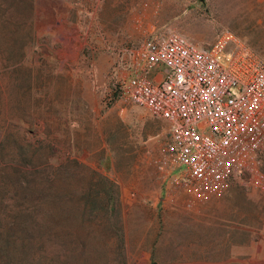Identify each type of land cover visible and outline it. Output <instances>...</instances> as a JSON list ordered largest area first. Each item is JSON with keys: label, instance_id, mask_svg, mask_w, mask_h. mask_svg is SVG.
<instances>
[{"label": "rangeland", "instance_id": "1", "mask_svg": "<svg viewBox=\"0 0 264 264\" xmlns=\"http://www.w3.org/2000/svg\"><path fill=\"white\" fill-rule=\"evenodd\" d=\"M224 27L263 52L264 0H0V214L35 264H154L167 127L113 100L112 68L151 33L206 44ZM231 197L253 206L232 204L250 246L232 258L264 264V197Z\"/></svg>", "mask_w": 264, "mask_h": 264}, {"label": "built area", "instance_id": "2", "mask_svg": "<svg viewBox=\"0 0 264 264\" xmlns=\"http://www.w3.org/2000/svg\"><path fill=\"white\" fill-rule=\"evenodd\" d=\"M112 76L114 101L166 125L154 168L187 207L235 187L264 197V51L227 27L206 44L151 33L120 50Z\"/></svg>", "mask_w": 264, "mask_h": 264}, {"label": "crops", "instance_id": "3", "mask_svg": "<svg viewBox=\"0 0 264 264\" xmlns=\"http://www.w3.org/2000/svg\"><path fill=\"white\" fill-rule=\"evenodd\" d=\"M158 186L160 196L148 205L153 216L149 254H152L154 264L244 263L232 258L233 247L250 250L241 237H232V204L253 207L251 203L213 195L207 201H195L187 207L180 188L160 176ZM247 222L243 223L245 229ZM250 234L246 231L241 235L249 239ZM232 239L241 241L232 243Z\"/></svg>", "mask_w": 264, "mask_h": 264}, {"label": "trees", "instance_id": "4", "mask_svg": "<svg viewBox=\"0 0 264 264\" xmlns=\"http://www.w3.org/2000/svg\"><path fill=\"white\" fill-rule=\"evenodd\" d=\"M22 206V205H20ZM0 214V264H35L32 256L23 250L26 244H22L23 239L15 233H7L6 223L3 225L4 217ZM19 228L18 231L23 232ZM77 254V253H76Z\"/></svg>", "mask_w": 264, "mask_h": 264}]
</instances>
